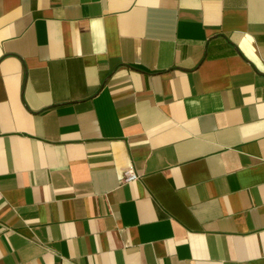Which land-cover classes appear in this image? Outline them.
Instances as JSON below:
<instances>
[{"label":"crops","instance_id":"0c3cea01","mask_svg":"<svg viewBox=\"0 0 264 264\" xmlns=\"http://www.w3.org/2000/svg\"><path fill=\"white\" fill-rule=\"evenodd\" d=\"M0 264H264V0H0Z\"/></svg>","mask_w":264,"mask_h":264},{"label":"built area","instance_id":"2783aa9c","mask_svg":"<svg viewBox=\"0 0 264 264\" xmlns=\"http://www.w3.org/2000/svg\"><path fill=\"white\" fill-rule=\"evenodd\" d=\"M138 178H139V175L136 173L134 168L131 166L124 172L121 182L122 183L131 182V181L137 180Z\"/></svg>","mask_w":264,"mask_h":264}]
</instances>
